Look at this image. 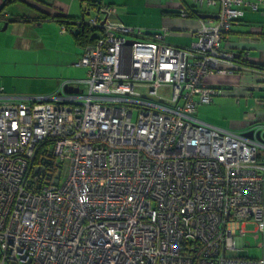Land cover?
Instances as JSON below:
<instances>
[{
	"label": "built area",
	"instance_id": "obj_1",
	"mask_svg": "<svg viewBox=\"0 0 264 264\" xmlns=\"http://www.w3.org/2000/svg\"><path fill=\"white\" fill-rule=\"evenodd\" d=\"M218 3L187 48L103 7L84 78L0 89V264H264V143L195 116L220 93L205 77L243 60L222 42L247 3ZM248 224L263 256H228Z\"/></svg>",
	"mask_w": 264,
	"mask_h": 264
},
{
	"label": "crops",
	"instance_id": "obj_2",
	"mask_svg": "<svg viewBox=\"0 0 264 264\" xmlns=\"http://www.w3.org/2000/svg\"><path fill=\"white\" fill-rule=\"evenodd\" d=\"M43 1L48 6L41 3V11L53 17L80 19L84 16L88 19L89 15H97L88 8L85 0ZM96 1L115 10L111 15L113 20L127 27L159 32L164 35L165 44L182 48L190 47L196 40L194 32L200 20L214 23L219 12L218 0H208L210 3L207 5L205 2L202 6L196 0ZM244 1L247 4L242 6L243 16L223 39L222 48L242 56V62L245 63L239 64L240 68L236 70L213 73L205 77L204 83L218 89L220 93L210 104L198 106L195 114L202 122L243 134L250 130L264 132V70L247 66L250 63L264 66V0ZM4 4L5 0H0V89L3 95L22 97L25 103L35 97L22 95L26 84L15 78L24 74L23 70L26 68L20 59L25 53L33 52L41 58L45 57L52 46L59 47V51L60 48H65V53L66 49L70 52V65L83 68L76 66V63L84 50L76 45L72 32H60L59 23L52 18L34 21L35 11L21 4H10L3 9ZM250 4L256 5V8H252ZM184 6L198 15L179 16L178 12ZM11 16H17L13 17L16 22L8 21ZM4 27L6 28L3 30ZM40 63L43 62L34 63V68ZM70 65L67 63L65 67L70 68ZM36 71L33 73L37 76L35 78H43L39 70ZM78 78L80 77L74 75L66 79ZM61 81L56 79L44 88L35 85L42 91L36 96H45L46 92L56 91Z\"/></svg>",
	"mask_w": 264,
	"mask_h": 264
},
{
	"label": "rangeland",
	"instance_id": "obj_3",
	"mask_svg": "<svg viewBox=\"0 0 264 264\" xmlns=\"http://www.w3.org/2000/svg\"><path fill=\"white\" fill-rule=\"evenodd\" d=\"M69 53L70 52L67 49L65 53V48H60L59 51V47L57 46L50 47L47 50L45 57L41 58L33 52L25 53L20 59V62L26 68L23 70L24 74H22L23 76L21 77H15L18 82L26 84V86L23 88V91L25 92H22V95H25L26 97L36 96L42 91L40 88L35 87V85H39L44 88L46 85L56 81V79L60 81L70 78L74 75L79 76L80 78L78 79L84 78L86 76L87 70L85 68H76L74 64L70 65V62L68 61ZM37 61L43 63H40L36 68H34V63ZM67 63L70 65V68L65 67V64ZM36 70H39V73H41L40 76L43 78H35L37 76H34L35 74L33 73L37 72ZM52 92L54 91L46 92L45 95L51 94ZM253 228L254 226L252 224H248L245 227L247 233L244 236V241L249 243V246L239 248L238 250L229 251L227 253L228 256L235 258H261L263 256V250L259 247L261 239H255L253 237Z\"/></svg>",
	"mask_w": 264,
	"mask_h": 264
},
{
	"label": "trees",
	"instance_id": "obj_4",
	"mask_svg": "<svg viewBox=\"0 0 264 264\" xmlns=\"http://www.w3.org/2000/svg\"><path fill=\"white\" fill-rule=\"evenodd\" d=\"M85 1H87L88 8L92 9L94 13L97 14L96 16H92V17L101 18L100 12L102 11L103 7H106L107 5H102L96 0H85ZM41 3L45 5L47 4L43 0H5L3 9L10 4H13V5L21 4L27 7L28 9H32L33 11H35L36 15L34 16L35 17L34 21L36 22L40 20L45 21L49 18L55 19L59 23L60 27H64L66 31L72 32L71 34L73 35V39L76 45L82 48L83 50L86 47H89L95 44L96 40L99 38V32H102L100 28H95V27H92L91 25H87V23L84 21L86 19L84 16H82L80 19L79 18L78 19L66 18L62 16H54V17L50 16L48 15V13L41 11L40 6H43V5H40ZM183 9H185L186 11V16L184 17H192L194 15L195 16L198 15L196 12L192 11L191 9L185 6L183 7ZM178 14L179 16H181L180 10ZM13 17H17V16H11V18H9L10 20L8 21L16 22V20H14ZM89 17L91 16L89 15ZM238 63L241 64L245 62L244 61L242 62V59L240 58V61ZM247 66L253 69L255 68V69L264 70V66L253 64V63H250ZM61 82L59 83V86ZM260 159H261V156H260ZM48 162L51 163V160H48Z\"/></svg>",
	"mask_w": 264,
	"mask_h": 264
},
{
	"label": "water",
	"instance_id": "obj_5",
	"mask_svg": "<svg viewBox=\"0 0 264 264\" xmlns=\"http://www.w3.org/2000/svg\"><path fill=\"white\" fill-rule=\"evenodd\" d=\"M5 28L6 27H4L3 30ZM128 42L129 43H133L132 41H128ZM67 91H69V92H77V89L67 88ZM244 135L249 137V138L259 140V141L264 143V132L262 133L260 130H258V131L250 130L248 132H245Z\"/></svg>",
	"mask_w": 264,
	"mask_h": 264
}]
</instances>
